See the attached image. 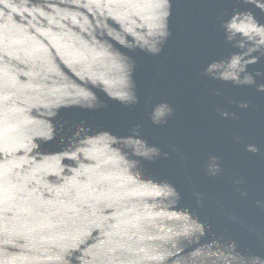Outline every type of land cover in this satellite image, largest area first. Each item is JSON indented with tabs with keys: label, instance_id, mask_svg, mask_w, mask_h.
<instances>
[{
	"label": "water",
	"instance_id": "obj_1",
	"mask_svg": "<svg viewBox=\"0 0 264 264\" xmlns=\"http://www.w3.org/2000/svg\"><path fill=\"white\" fill-rule=\"evenodd\" d=\"M70 15L78 23L62 19ZM229 20L230 41L221 27ZM261 23L264 11L242 0H0V264H34L26 258L38 253L24 245L86 214L65 196L66 186L91 190L83 185L94 173L68 171L78 167L70 157L85 137L113 161L107 183L141 195L124 197L115 220L104 219L112 209H98L76 234L68 264H95L102 255L138 264H264L257 204L264 93L232 81L264 83L256 76L264 72V33L253 31ZM23 97L44 100L69 122L63 142L31 135L49 121ZM70 100L77 103L67 109ZM89 105L97 110L80 108ZM81 121L88 122L81 137L69 139ZM121 156L138 163L125 172ZM165 188L176 194H150ZM158 254L165 258L149 259Z\"/></svg>",
	"mask_w": 264,
	"mask_h": 264
},
{
	"label": "clouds",
	"instance_id": "obj_2",
	"mask_svg": "<svg viewBox=\"0 0 264 264\" xmlns=\"http://www.w3.org/2000/svg\"><path fill=\"white\" fill-rule=\"evenodd\" d=\"M242 3L245 5H255L260 8L261 11H264V5H258L257 0H242ZM248 19H252L251 16L246 17ZM62 19L71 20L72 23H78L75 16H64ZM255 23V21H253ZM221 27L224 28L226 33V39L231 40L232 36L230 35L234 31H236L235 26L231 23V21H227L221 24ZM39 31V29H38ZM253 31L256 35H261L264 33V23L256 26ZM238 65V60L233 59L231 61V66L236 68ZM240 72H243V68L238 69ZM257 77L264 78V72L257 71ZM233 84L236 86H244V85H255L256 90L258 92L264 93V83H256L255 79L249 78L245 76L243 79H238L235 76L232 78ZM7 100L8 97L6 96ZM22 102L29 107H42L45 111L41 112V117L44 120L49 121L46 125V132L32 131L31 135L33 137L39 136L45 143H56L57 141L63 142L65 135H62V131L69 122L67 120H61L60 114L51 109V105L49 103H45L44 100L36 98V97H23L21 98ZM77 102L74 100H70L66 102V108L69 109L72 105ZM241 109L249 108L250 105L247 102H240L238 105ZM56 108H59L60 105L56 104ZM86 111L97 110L95 106L89 105L88 107H80ZM22 111V110H21ZM221 115L227 117L229 114L227 112H222ZM233 116L235 114L233 113ZM22 124L27 125L33 123V121L29 119H25L21 121ZM87 121H81L80 123L74 126V130L71 132V135H68L69 139L80 138L81 133L84 131V126L87 125ZM91 130V128H89ZM7 131V129H5ZM107 135V133H105ZM115 143L116 141L113 139L111 141ZM81 146L77 148L76 152L70 157V159L77 161L78 167L73 169L69 168V172H73L77 176H87L88 173H94L95 178L92 176H88V183L83 185V187H89L92 185L91 190L85 194L83 192H73L69 190L68 186L65 187V196L71 199L77 200L81 203L82 207L87 206L86 214H80L79 216L71 217L67 222L60 221L62 225H64L63 231L59 234H51L47 236H41L39 238L40 242L36 244H26L24 247H32L36 250L38 254L33 255L29 258L34 264H68V261L65 259L66 256H70V250L75 248L76 245V234L81 231V229L89 222H91V217L95 216L96 211L112 209L111 216L104 217L105 220L109 219H118L121 212V208L123 207V199L128 195H141L140 192L136 190L124 191L122 183H113L109 184L108 181L113 179V174L107 171V168L112 165L113 161L108 156H97L93 150L90 149V146L95 142L93 140L87 139L86 137L80 140ZM251 151H256V149H249ZM136 155H140L137 153ZM143 156H147V153H144ZM83 158L85 161H90L92 163V167H84L83 164L80 163V159ZM150 162V161H149ZM138 163L135 159H127L123 156L120 157V164L123 166V170L126 172L129 169L136 166ZM73 188L78 187L75 181L68 182ZM118 189H121L118 191ZM151 195L156 196H172L175 195V190L172 188H165L162 191H157L155 193H150ZM257 204L261 207H264V202L257 201ZM10 209L5 208V213H7ZM30 223L27 219L23 222V226L27 227ZM40 226V225H37ZM112 227H118V225H113ZM34 229L29 228L28 231H33ZM9 228L5 227L4 232L8 233ZM112 233H110L111 235ZM35 239V238H33ZM3 243H15V241L9 240L5 238ZM111 252H115L116 249H111ZM165 258L164 254H158L149 257L152 260H163ZM4 264H7L5 261ZM95 264H138V261L131 259H121L118 257L112 256H100L96 259Z\"/></svg>",
	"mask_w": 264,
	"mask_h": 264
}]
</instances>
